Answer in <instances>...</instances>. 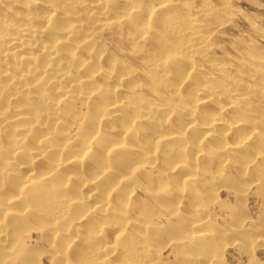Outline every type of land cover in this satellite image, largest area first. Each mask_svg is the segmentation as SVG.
Returning a JSON list of instances; mask_svg holds the SVG:
<instances>
[{
    "label": "bare ground",
    "instance_id": "1",
    "mask_svg": "<svg viewBox=\"0 0 264 264\" xmlns=\"http://www.w3.org/2000/svg\"><path fill=\"white\" fill-rule=\"evenodd\" d=\"M228 7L0 0V264L43 254L54 264H126L137 244H151L132 230L149 226L158 192L185 213L214 173H247L262 131L238 92L264 97L249 86L264 75L261 50L248 45L217 63L190 18ZM108 34L124 58L103 45ZM35 233L47 253L28 244Z\"/></svg>",
    "mask_w": 264,
    "mask_h": 264
},
{
    "label": "rangeland",
    "instance_id": "2",
    "mask_svg": "<svg viewBox=\"0 0 264 264\" xmlns=\"http://www.w3.org/2000/svg\"><path fill=\"white\" fill-rule=\"evenodd\" d=\"M227 1H229L230 7L225 10L215 11L218 7H213L215 8V12H207L206 15L195 16V14L192 15L190 13L193 26L201 34L207 35L206 37L209 38V43L213 45V54L216 57V60L213 58V61L217 63L220 61L226 62V59L229 57H237L236 55L242 52L238 50L254 46L261 50L262 55H258L257 57H260L258 61H260L259 64L264 69V58H262V56L264 57V0ZM197 3L199 4V2ZM197 3L195 4L198 5ZM256 28L259 30L258 33L256 32ZM106 37L108 40L103 45H108L107 47L111 50L115 49L112 52L115 55L117 54L118 57L124 58L123 52H121L122 49L110 41L111 36L108 34ZM232 48L235 50H232ZM260 52L258 53L260 54ZM195 60L201 65L200 71L203 70L202 73L207 70L210 71L209 66L203 60L199 58ZM259 78H256L258 79V83H254L249 78H243L242 82L249 85L252 81L253 83L249 86H253V84L257 85L264 93V75H259ZM238 79L241 80L239 77ZM238 93L245 94L244 97L247 98L248 104L250 103L246 109L251 114L253 120L255 119L254 121H256H252L255 123H252L255 126H253L255 131L258 133L262 131L256 145L258 153L256 152L257 155L254 156L255 160L253 159L249 164L250 167L247 173L239 172L235 168V170H232L233 168L229 166L214 173L215 178L213 177L211 181L209 180L210 182L204 180V185L200 184L201 188L199 186L193 187L198 193L196 192L197 194L193 198L192 206L185 213L178 212L177 205L172 209H167L165 207L166 204L163 203L166 196L162 192H158L156 196L160 201H155L154 206L157 211L152 213L153 219L151 218L155 222L146 219L145 221L150 223L149 226L145 224L142 227V225L138 224L136 226V224L132 230L134 234L137 233L138 236L144 238L146 241H151L150 245L137 244L134 248V251L139 252L145 259H142L143 257L139 254L140 256L137 255L135 256L136 258L134 256L128 258L132 263L128 261L129 263L127 262L126 264H264V97L254 96L250 91H244L243 89ZM228 94L227 92L226 95ZM249 100L252 102H249ZM256 126H258V129ZM239 129L241 128L236 129L237 133L243 132V128ZM174 193L175 191L173 195ZM141 195L142 193H140ZM142 198L144 199V196ZM161 210H165V212ZM189 215L192 217H189ZM142 218L145 219V217ZM149 221L155 226H152ZM189 221L191 224H189ZM194 222L195 224L198 222L200 226L197 225V227ZM157 224L158 226H156ZM139 227L142 228H140L142 232ZM199 229L207 232L209 237L207 239L193 238ZM161 230H164L163 232L166 230L167 232L163 234ZM147 231L148 234L152 233V236L148 239L145 238ZM38 240H40V233H35L28 244L34 247L33 250H36L37 254L45 253V249L43 250V247L37 243ZM140 250H143V252ZM139 257H141L140 260L138 259ZM51 259L50 255L43 254L41 258H37L34 262L37 264H54ZM134 259H137V262ZM12 260L6 264H14L11 263L13 262Z\"/></svg>",
    "mask_w": 264,
    "mask_h": 264
}]
</instances>
